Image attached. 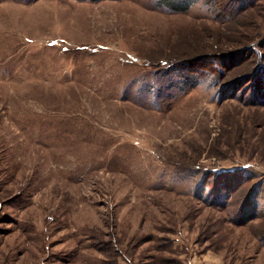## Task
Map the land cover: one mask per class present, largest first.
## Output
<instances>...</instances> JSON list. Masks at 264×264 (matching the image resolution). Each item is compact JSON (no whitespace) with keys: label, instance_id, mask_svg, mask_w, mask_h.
Returning <instances> with one entry per match:
<instances>
[{"label":"rangeland","instance_id":"rangeland-1","mask_svg":"<svg viewBox=\"0 0 264 264\" xmlns=\"http://www.w3.org/2000/svg\"><path fill=\"white\" fill-rule=\"evenodd\" d=\"M0 264H264V0H0Z\"/></svg>","mask_w":264,"mask_h":264}]
</instances>
